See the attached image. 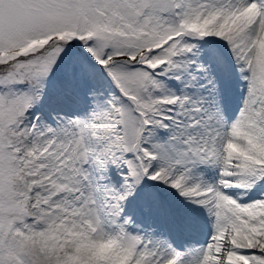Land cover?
I'll use <instances>...</instances> for the list:
<instances>
[{"label":"snow or ice","instance_id":"6c2138e0","mask_svg":"<svg viewBox=\"0 0 264 264\" xmlns=\"http://www.w3.org/2000/svg\"><path fill=\"white\" fill-rule=\"evenodd\" d=\"M0 264H264V0H0Z\"/></svg>","mask_w":264,"mask_h":264}]
</instances>
